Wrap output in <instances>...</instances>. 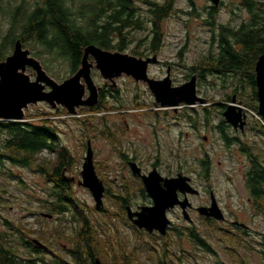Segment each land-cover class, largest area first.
<instances>
[{
    "label": "rangeland",
    "instance_id": "374dc122",
    "mask_svg": "<svg viewBox=\"0 0 264 264\" xmlns=\"http://www.w3.org/2000/svg\"><path fill=\"white\" fill-rule=\"evenodd\" d=\"M6 1H0V50L8 30V15L1 10V6H5ZM237 3V0H226L224 7L216 12L215 23L235 26L238 23L235 17ZM136 5L144 16L148 14L145 0H136ZM211 6V0H175L171 15L161 24L163 45L157 52L159 62L149 66L150 78L161 80L170 68L173 86L187 82V76L192 74L193 66L200 64L210 50L212 32L205 20ZM130 32L128 35L130 42L124 52L137 56L133 50L139 48L137 52H143L142 57L152 55L151 51L144 48L145 45L138 44L140 39L150 37L149 30L137 29ZM6 44L7 53L2 61L11 55L14 49V44L13 46L8 42ZM26 49L30 50L32 56L33 51L41 52V58L34 57L56 82L61 83L72 76L67 63L60 58H52L49 54H45L41 47L27 46ZM181 49L183 53L180 58L178 53ZM89 60L93 61V58L90 56ZM93 63L91 76L98 93H104L102 99L104 111L92 112L87 106H79L76 108L77 113L71 115L63 106L52 107L46 102L29 104L24 109L22 122L28 120L41 124V120H46L45 123L48 126L57 129L59 139L69 149L73 161L75 160L70 174L81 179L80 171L87 144L90 142L96 174L112 194L118 195L124 192L122 190L124 183L128 182V185L136 186V183L131 180L129 171L121 167L123 161L120 152L129 155L136 151L139 159L158 154L166 165L170 164L172 173L181 172L190 177L195 188L202 191L201 195L194 197L195 203L207 201L209 195L204 190L211 189L220 200L227 217L238 215V219L248 222L252 228L264 229V218L258 213L255 215L249 207L247 197L243 194L240 158L227 152L221 136L218 135V130L215 129L217 118L221 114L220 109H213V107L222 104L218 105L214 102H222L223 99L227 100L228 96L235 94L233 92L235 79L232 76L206 74L202 78L197 94L213 104H210L211 108L197 106L196 109L200 110V115L196 116V122H192L189 118L182 117L186 113L185 109H180L182 105L176 108V112L172 107H161L145 82H137L125 74L115 78L114 81L105 79L95 67L94 61ZM26 73L32 80L35 79L36 73L32 68L27 67ZM249 91L246 89L241 95L235 94L237 102L251 101L252 99L248 96ZM88 94L86 89L84 98ZM204 108L209 109L208 117L205 115ZM248 108L246 109L251 116L252 124L256 122V125L262 126L260 117L252 110L254 107ZM62 110H65L66 114H62ZM49 113L53 115L47 116ZM39 114L43 116L37 117ZM107 125L117 128L123 126L122 133L112 130L113 142L107 134ZM125 125H127L126 129ZM247 135L248 140L252 142L260 140L257 132L250 131ZM203 137H206V140ZM2 139L1 136L0 142ZM130 144L137 150L130 149ZM51 156L52 154L49 155L46 151L42 153V157L46 160ZM206 157L209 159L208 175L204 174L202 166V161ZM46 164L51 166L52 159L46 161ZM161 169V173L167 172L165 166ZM50 186L46 177L39 173L35 166L23 167L10 162L0 165V232L8 231V227L13 226L12 228L19 230L27 239L41 235V241L47 245L50 244L55 254L63 255L65 252L63 246L67 249L71 247L69 237L74 233V225L65 218L60 221L59 216L52 215L51 218H46L41 215L46 213V210H41L40 201L46 200ZM72 195L86 205V211L94 224H103L102 228L97 229L98 237L110 238L117 253H123L127 258V264H160V260L165 264H221V262L231 264L233 260L236 264H244V261L245 264H264V256L257 245H253L250 249L252 253L239 250L240 255L228 256L226 242L218 239L220 234L206 235V227L211 228L219 224L209 225L202 221L198 214L192 216L191 226L199 231V236L207 239L212 251H205L198 247L191 238L192 244L189 245L188 238L184 235L179 236L180 232L173 230L185 231L190 227V223L176 212L170 214L173 232L171 230L170 241L165 240L166 244H164L163 240L157 237L158 234L152 237L146 231L138 229L128 218L121 203L113 197L114 195L105 191L103 197L102 208L112 215L111 220H108V230L104 229L106 217L102 208H95L93 197L86 187L74 184ZM130 195L129 200L133 205L142 199L137 193H130ZM220 225L226 226L223 223ZM31 228L35 230V234H28L27 231ZM18 238L12 230V240L16 242ZM15 248L24 256L28 253L23 246L15 245ZM249 253L251 254L248 255Z\"/></svg>",
    "mask_w": 264,
    "mask_h": 264
},
{
    "label": "trees",
    "instance_id": "16d2710c",
    "mask_svg": "<svg viewBox=\"0 0 264 264\" xmlns=\"http://www.w3.org/2000/svg\"><path fill=\"white\" fill-rule=\"evenodd\" d=\"M145 2L148 14L144 16L137 7L136 0H7L5 6H1L2 12L8 15L9 20L7 33L1 44L0 61L7 53L6 43L13 46L17 40H21L24 48L41 47L45 54L63 60L73 75L81 66L83 50L87 45L95 44L110 51L123 52L130 42V31L137 29H147L150 35L149 38L140 39L138 44L145 45L144 48L152 53L158 52L163 45L161 24L171 15L175 0ZM244 2L254 14L253 20L242 22L238 27L224 23L216 24L215 8L209 11L205 23L211 27L212 32L210 50L200 64L193 66L192 73L199 71L202 78L206 74L223 76L232 73L231 76L235 79L233 92L241 95L249 89V98L257 101L254 67L258 57L264 53V9L258 10L250 0ZM138 49L133 50V53L143 55V52H137ZM40 53L32 52L37 58H41ZM182 53L183 49L179 51L178 57L181 58ZM45 65L48 68L47 63ZM239 80L240 85L237 86ZM227 99L231 100V96ZM89 110L99 113L104 111L102 100ZM252 110L261 120L257 103ZM66 111L62 110L61 113L66 114ZM52 115L53 113H49L47 116ZM39 116L43 114L37 117ZM45 121L41 120V124H36L28 120H0V137L3 138L0 142V165L10 162L23 167L35 166L48 181H53L46 200L40 201L41 210L59 216L60 221L65 218L74 225V233L69 237L71 247L66 249L63 255L52 257L49 261L42 255L43 250L39 247L36 255L26 253L24 256L17 252L15 245L19 246L25 236L12 228L19 237L18 241L12 240V252L0 246V261L4 264H94L95 258L99 257L104 264H127V258L123 253H117L110 238L98 237L97 229L102 228L103 224H94L86 211V205L75 199L70 185L63 182L60 175L63 168L73 167L74 161L69 149L59 139L57 129L48 126ZM261 121L262 126L257 124L259 129H253L260 136V140H255L251 145L254 167L249 176L257 198L259 195L264 196V183H261L264 182V122L263 119ZM46 150L53 152L57 157L49 170L46 158L42 157ZM202 166L206 175L209 170L208 157L202 161ZM10 176L14 178L13 175ZM257 190H262L263 194H258ZM107 193L112 194L109 189ZM101 210L106 217L104 229L108 230V220H111L112 215L104 208ZM212 224L216 222L209 223ZM32 229L27 231L28 234L36 233ZM190 233L195 245L210 251L194 229H191ZM37 238L41 239V235ZM159 262L161 264V260Z\"/></svg>",
    "mask_w": 264,
    "mask_h": 264
},
{
    "label": "water",
    "instance_id": "95a60500",
    "mask_svg": "<svg viewBox=\"0 0 264 264\" xmlns=\"http://www.w3.org/2000/svg\"><path fill=\"white\" fill-rule=\"evenodd\" d=\"M220 0H211L213 6H218ZM100 74L108 80L114 81L115 78L125 74L132 76L136 81H144L152 92L155 101L161 107H172L174 110L179 105L194 106L197 103H205V99L197 95L196 75H192L189 81L173 86L170 76V68L167 75L156 80L148 76L149 64L158 61L157 55L147 58L138 57L121 51H110L95 44L87 45L83 50L81 66L69 78L58 83L51 78L43 69L40 61L31 55L30 50L24 48L21 40L14 43L11 55L4 61H0V120L20 121L24 120V109L29 104L46 102L52 107L63 106L71 115L77 113L79 106L93 107L98 103V89L91 76V68L94 66ZM30 67L36 73L32 80L26 73ZM255 81L257 87L258 112L264 121V53L261 54L254 67ZM83 79V83H82ZM49 90H46V88ZM89 94L84 98L85 91ZM235 96L232 102L223 112L225 120L234 127L243 128V108L235 104ZM132 171L140 175L147 194L151 197L153 205L150 207H140L138 211H133L127 207L128 218L137 226L148 232L158 231L164 235L170 224L167 210L180 205L185 219H190L187 207L188 199L180 200L178 192L197 194L198 190L191 185V178L178 174L174 178L164 179L156 170H152L147 175H142L140 168L135 163L131 164ZM81 181L79 185L86 187L94 200L95 208L103 207V197L106 187L103 181L96 174L93 150L90 142L87 144L86 154L80 171ZM164 182L162 186L160 182ZM201 215L213 217L222 221L225 216L220 209L214 195L209 207H199ZM43 217L51 218L52 215L41 213ZM32 242L38 247L45 245L38 239L33 238ZM94 264H103L99 257L95 258Z\"/></svg>",
    "mask_w": 264,
    "mask_h": 264
},
{
    "label": "flooded vegetation",
    "instance_id": "af4514ba",
    "mask_svg": "<svg viewBox=\"0 0 264 264\" xmlns=\"http://www.w3.org/2000/svg\"><path fill=\"white\" fill-rule=\"evenodd\" d=\"M237 1H238V3L235 5V8L237 9V10H235V12H236L235 17L238 19V23L235 25L236 27L240 26V24L242 22H245V21L251 22L253 20V15H254L251 12V10L246 7L244 0H237ZM224 2H226V0H220L218 6H213V4H212L209 11H211V10L213 11V8H215L216 11L214 13H216L221 7L222 8L224 7ZM250 3L254 7H258L257 9L260 11H262V8L264 9V0H250ZM237 11H238V13H237ZM151 54L152 55H148V56L143 57V58H147V57H150L153 55L158 56L157 52H154ZM138 57H142V55L138 56ZM158 62H159V60L156 63H158ZM150 65L151 64H149V66ZM149 66H148V69H149ZM194 74L196 75V92H198V86H200L202 81H203V79L201 77V72L197 71L195 73H192L190 76H187L188 77L187 81H189L190 78L192 77V75H194ZM231 75H233V74L231 73L230 76ZM129 77H132V76H129ZM132 79H134V78L132 77ZM239 79H241V78H239ZM137 82H139V81H137ZM142 82H144V81H142ZM172 84H173V82H172ZM236 84H237V86H239L240 80ZM46 90H49V88L47 87ZM235 94H237V93H235ZM235 94H233L231 96V100H228V99L224 100L223 99L222 102H214L218 105L222 104L221 106H214L213 107V109H216V108L220 109L219 111L221 114L219 116V118H217V124L215 126V129L218 130V135L221 136L222 143H223V145H225L227 152H230L231 155H235L238 158H240V167L239 168H240V172H241L242 180H243L242 185H241L242 189H243V194L247 197V200L249 201V207L253 210L255 215H256V213H258L261 217L264 218V196L259 195V198L256 197V194L253 192L254 188H253V186L250 182V178H249L250 173L253 172L254 166L252 163V157L251 156L254 155V153L252 152L253 149L251 147L253 142L248 140L247 134H249L250 131L255 133V130H253V129H254V127H257V125H256V122L254 124H252L251 116L248 113V109H249L248 107H251V106L255 107L256 103L258 105V101H255L254 99L247 102V103H243L242 101L237 102V100L235 101V104H237L243 108L242 116H243V120L245 122L243 128H240V127L236 128L232 124L228 123L223 116V112L226 110L227 106L232 102V98L235 96ZM98 95H99L98 96L99 97L98 103H99L102 100L104 93L99 92ZM210 104H213V102L207 101L206 99H205V103H203V104L197 103L194 106H187L185 104L184 105L182 104L180 109L186 110V113L182 117L189 118V120H192V122H196V120H195L196 116L200 115V113H199L200 110L196 109V107L197 106L207 107V106H210ZM245 107L248 109H246ZM89 108H91V107H88V109ZM210 108H211V106H210ZM205 110H206L205 115H207V117H208L209 109L206 108ZM174 111L176 112V110H174ZM126 127H127V125H125V129H126ZM106 129H107V134L110 135L109 136L111 138L110 141L113 142L114 133L112 130H117V133H122L123 126L117 128L116 126L112 127V126L107 125ZM257 129H259V128L257 127ZM203 139L206 140V137H203ZM130 149L137 150L132 144H130ZM46 153H49V155L52 154L51 157H48L47 161L52 159V162H53L55 159H57L56 155L53 152L46 150ZM71 156H72V154H71ZM120 156H121V159L123 161L121 164V167L125 168V169H127V171H129V175L131 177V180L136 183V186L132 187L133 185H128V182H126L122 186V190H124V192L122 194H118V195L113 194L114 196L112 194L111 195L113 197H116L120 201L121 207L123 209L125 208L124 210H126V212H127V207H131V209L133 211H138L140 207H150L153 205V201H152L151 197L146 192V189L144 187L143 180H142L141 176L135 174L132 171V167H131L132 163H135L137 165V167L140 168L142 175H147L154 169H156L162 175V177L164 179L174 178V177H177L178 174H182L181 172L172 173L170 164L166 165L164 160L158 154H155L153 157L145 156L144 158L139 159L138 153L136 151H133L129 155L124 154L123 152H120ZM74 162H75V160H74ZM163 166H165V168L167 170L166 173H161L162 172L161 168ZM47 168H48V170L51 169L50 165H47ZM71 168L72 167H68V166L64 167L60 175L62 177L63 182L68 183L70 185V188H73L74 184L79 185V182L81 181V179H79L77 176H73L72 174H70ZM209 170H210V168H209ZM209 170H208V172H209ZM182 175H184V174H182ZM207 175H208V173H207ZM46 180H47V178H46ZM52 183H53V181H48V184H50L51 186H52ZM160 183L162 186L164 185V182L161 181ZM190 183L192 186H194L192 183V179H191ZM261 183H264V182L261 181ZM129 187H132V188L129 189ZM194 188H195V186H194ZM197 190H198L197 194H193V193L184 194L180 191L178 192V197L180 200H183L185 198L188 199L189 205L187 207V211H188L189 216H190L189 220L184 218L183 210H182L180 205H176L174 208L168 209L166 212L168 218L170 217V214L176 212V213H178V215L181 218H183L184 220H186L190 223V227L186 228L185 231H182L181 229L180 230L179 229H173V230H177L180 232L179 236L184 235L186 238H188L189 245L192 244V242H191L192 238L190 237L191 229H194L195 232L199 236V231L197 229L193 228V226H191V223L193 221L192 216L194 214H198L199 218L206 223L216 222L217 224H219V226H215V227H211V228L206 227V235L208 236L211 233L220 234L221 236L218 239L221 242H226L225 248L228 251V253H227L228 256H233V255H238V254L240 255L239 250H243L245 253L251 252L250 249H252L253 245H257L259 247V250L262 251L261 253L264 256V229L261 230L260 228H252L248 222H242L240 219H238L239 218L238 215H232L230 217H227L226 211L224 210L223 206H221V204H220L221 203L220 200H218V198L215 196L213 190H211V189L209 191L204 190L209 195V199L207 201L200 203V204L195 203L196 201H195L194 197H197V196L201 195V193H202V191H200L199 189H197ZM256 192L258 194H263L262 190H257ZM106 193H107V188H106ZM130 193L139 194V196L142 198L141 201L139 203H137L136 205H133L131 200H129L131 197ZM212 194L214 195L220 209L222 210V212L225 216V219L222 221L216 220L213 217L203 216L198 211L199 207H209L211 205ZM118 206H119V204H118ZM220 223L226 224V226L225 225L221 226ZM171 224H172V220H170V224L168 225V227L166 229V233L164 235L160 234L156 230H154L153 232H148L144 229H142V230L146 231L147 234H149V235L151 234L150 236H152V235L157 236V234H158L157 237L160 240H163V243L166 244L165 240L170 241L169 237L171 235V230H172ZM173 230H172V232H173ZM32 239L33 238H31V237L29 239H27L25 237L24 241L20 244V246H23V248L26 250V252L32 253L33 255H36L38 246H36L32 242ZM35 239H38V238L35 237ZM199 239L203 242V244H206V247L208 246L210 251H212L210 249L208 241L205 237L199 236ZM38 240L41 241V239H38ZM42 243L45 245V247H39V248H41L43 250L42 255L44 257H46V260H48V261L50 260L49 256H51V258H52V257H56L58 255V254H55V252L53 251V248L50 244L47 245L44 242H42ZM0 246H3L5 250H11V252H12V226L8 227V231L0 232ZM66 249L67 248L65 246H63V250H66ZM251 253H249L248 255H250ZM163 254H165V253H163ZM246 257L247 256H245V258ZM233 261L234 262L231 264H236V261L235 260H233ZM0 264H4V262L0 261ZM161 264H165V262L161 261ZM221 264H227V263L221 262ZM244 264H245V261H244Z\"/></svg>",
    "mask_w": 264,
    "mask_h": 264
}]
</instances>
